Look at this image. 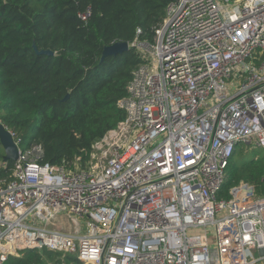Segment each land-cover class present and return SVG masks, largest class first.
<instances>
[{
    "label": "built area",
    "instance_id": "obj_1",
    "mask_svg": "<svg viewBox=\"0 0 264 264\" xmlns=\"http://www.w3.org/2000/svg\"><path fill=\"white\" fill-rule=\"evenodd\" d=\"M131 47L144 63L117 104L125 117L83 168L40 164L41 147L11 134L0 264L24 250L78 264H264V197L243 183L218 198L236 146L264 149V0H178L153 42ZM59 215L88 232L48 228Z\"/></svg>",
    "mask_w": 264,
    "mask_h": 264
},
{
    "label": "trees",
    "instance_id": "obj_2",
    "mask_svg": "<svg viewBox=\"0 0 264 264\" xmlns=\"http://www.w3.org/2000/svg\"><path fill=\"white\" fill-rule=\"evenodd\" d=\"M177 1L0 0V123L21 150L40 146V164L83 168L92 143L125 117L117 104L144 63L131 44H151ZM117 42L129 50L101 62L103 48ZM33 45L54 55H37ZM3 155L0 180L9 181L13 163H3ZM243 183L264 197V149L236 146L218 198L228 199ZM61 256L24 250L4 264H78Z\"/></svg>",
    "mask_w": 264,
    "mask_h": 264
},
{
    "label": "water",
    "instance_id": "obj_3",
    "mask_svg": "<svg viewBox=\"0 0 264 264\" xmlns=\"http://www.w3.org/2000/svg\"><path fill=\"white\" fill-rule=\"evenodd\" d=\"M32 48L37 55H47V56L54 55L53 52L48 50L38 51L35 45H33ZM128 50H129V45L127 43L117 42L109 46H105L102 50L100 60L102 62L107 57H114ZM68 97L69 95H66L63 101L68 99ZM0 146L3 149V153H4L2 158L3 163H7V162L13 163L18 159V155H19L18 147L15 144L11 133L1 123H0Z\"/></svg>",
    "mask_w": 264,
    "mask_h": 264
},
{
    "label": "rangeland",
    "instance_id": "obj_4",
    "mask_svg": "<svg viewBox=\"0 0 264 264\" xmlns=\"http://www.w3.org/2000/svg\"><path fill=\"white\" fill-rule=\"evenodd\" d=\"M231 91H234L233 89H231ZM3 149L0 146V154H2ZM73 220L76 221L77 225L75 227ZM51 223H54V225H47L48 228L50 229H54V228H59L58 226L60 225H65V226H61L60 229L64 232H74V230L76 228H78V234L79 235H84L88 232V228L87 225L85 223V220H79L78 219H71V218H67L66 216L63 215H59L57 216L55 219L52 220ZM63 258V256H61Z\"/></svg>",
    "mask_w": 264,
    "mask_h": 264
}]
</instances>
